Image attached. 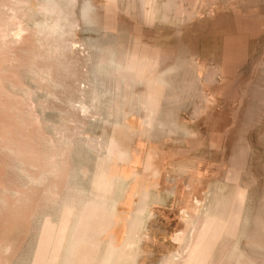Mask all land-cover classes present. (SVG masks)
<instances>
[{
  "label": "rangeland",
  "instance_id": "rangeland-1",
  "mask_svg": "<svg viewBox=\"0 0 264 264\" xmlns=\"http://www.w3.org/2000/svg\"><path fill=\"white\" fill-rule=\"evenodd\" d=\"M116 1L0 0V264H264V92L250 93L251 122L215 108L227 84L240 82L236 107L264 78V0ZM217 14L257 27L228 70L182 41L210 34ZM147 31L168 33L178 54L157 72L154 115L185 131L142 132V113L122 105L147 85L102 63ZM174 75L190 77L176 96ZM220 185L245 195L234 233L209 244Z\"/></svg>",
  "mask_w": 264,
  "mask_h": 264
},
{
  "label": "bare ground",
  "instance_id": "bare-ground-1",
  "mask_svg": "<svg viewBox=\"0 0 264 264\" xmlns=\"http://www.w3.org/2000/svg\"><path fill=\"white\" fill-rule=\"evenodd\" d=\"M115 1L116 0H114V2ZM116 3H117V1L115 2V4ZM143 13H145V12H143ZM217 17L219 19H217V21L216 20L214 21V23L212 24V26L210 28L211 31L210 32L209 31L207 32L205 30L203 31L205 34H207V33H210V34L201 35V34H194V33H186L182 38L183 43L185 44V46L192 48L196 52L197 56L202 58L203 62L207 58H209V59L211 58L214 63H215V61L221 63V65L224 68L239 65V64L243 63L246 59L245 38L250 36V35H254L255 29H257V27L256 26L252 27L251 32H249V35H247L246 34L247 30L244 33L236 31V28H235V25L233 24V21H229V18L227 16H225L223 14H217ZM132 19H134V18H132ZM148 19H151V18H148ZM153 19H156V16H153ZM224 21H226V24L222 25L224 23ZM147 22H148V20H147ZM131 50H132V52L127 54V55L121 54L115 50L110 51L108 53H104L103 54V62L100 61L102 63H108L106 65L107 66L109 65L108 67L112 68L111 75L113 77H115L117 80H119V81L124 80V82L127 85H131V84H135V83H138V84L143 83V84L147 85V90L145 91L146 92L145 94H141V96H139V97H137V96H131V97L126 96L125 101L123 103L124 105L121 104L122 107L130 105L127 107H131L132 111H137V112L142 113V115H143L142 116V125H144L143 127L146 128V130L142 129V132H144V133H147V134L152 133V134L163 136L164 133H166L167 131L168 132L169 131L170 132L183 131V130L185 131L187 128H184L182 126H178V127H175L174 125L171 126L168 124L167 121H166L167 123H165V121L159 120L160 118L158 119V116L156 117L154 115V110H156L154 101L157 100L162 93V87L160 86V84L162 82L160 81V79L163 81V78L165 77V76L163 77V74L161 73L162 77H163L162 78L159 74H157V72L160 68L166 67V65L173 63L176 60L177 55H178V54H176L177 47H176L175 43L173 42V40L171 39L170 35L168 33H158L157 31H147V32H145V34L143 35V38L141 40H138V41H135V39L133 40ZM179 50L181 51L182 49H179ZM183 50H184V48H183ZM186 50H188V48ZM180 51H178V52L180 53ZM186 52H185V54H186ZM188 52H190V50H188ZM202 60H200V61H202ZM99 64H98V66H99ZM257 67H261V70L264 72V60H263V62H258ZM234 69H236V68L234 67ZM227 70H228V68H227ZM188 71L190 73V70H188ZM188 71L186 70L185 72H183L182 76H184L185 73ZM226 71L224 70V72H226ZM169 72H172V70ZM227 72H229V71H227ZM227 72L225 73L226 75H227ZM231 73H233V72H231ZM234 73H236V71ZM106 75L108 76V74H106ZM176 76L178 77L179 74ZM176 76L173 77V80L175 79L174 81L171 80L169 82L170 84H168L169 86H167L168 91H170L169 88L171 86L172 81L177 84L181 80L183 82V80L185 78V77H182L183 79H181V80L179 79L180 81L177 80L178 82H176V79H177ZM186 76H189V74H186ZM198 76H199V74H198ZM228 76H231V74L229 73ZM231 77L233 78V75ZM235 78H233V79H235ZM188 79H190V77L187 78V81H188ZM199 79H201V78H199ZM168 80L169 79H167V81ZM113 81H114V79H113ZM184 81L187 82L186 78ZM229 81H231V80L229 79ZM190 82H192V81H190ZM116 83H118V82H116ZM175 83L173 84L174 86H175ZM239 83L240 82L237 79L236 84H233V82L231 84H227V86L224 88V90H227L228 94L221 96L220 101L219 100H218L219 102L217 101L218 103L216 104V107L214 106L218 111H229V112H231V114H232L231 116H234L233 123L235 126L237 125V122L235 121V119L237 117L243 115V114L249 116L250 122L252 121L251 119H253L252 118V115L254 113L253 108H257V107H251L248 104V102L251 100V97H252V95H250V93L255 91L258 94V96H261L262 93L264 92V78H262L259 82L251 81V87H249L245 91L250 96L247 98V100L239 102V106L235 107ZM187 84H188V82H187ZM98 87H100V86H98ZM173 87H172V89H173ZM176 87H178V84L175 86V88H174L175 90H176ZM95 89L94 90L91 89V90L93 92H96ZM110 89L112 90V85H111ZM131 89H132V87H131ZM172 89H171V91H172ZM114 90H116V87L114 88ZM133 90H134V88H133ZM184 90L186 92H187V90L189 91V89H187V90L184 89ZM168 91H167V93H168ZM174 91H172L173 92L172 96L174 95V93H175L174 96L177 95V90H176V92H174ZM178 91H179V89H178ZM107 92H109V90ZM100 95H101L100 97L104 96L102 94H100ZM169 95H171V93ZM172 96H170V97H172ZM100 97H99V100L101 99ZM121 98H122V96H121ZM162 98H164V96ZM165 98L169 99V96L168 97L165 96ZM205 99H203V100H205ZM170 100L173 101V99H170ZM170 100H169V102H170ZM95 101H96V99L94 100V102ZM147 101H148V103H147ZM118 102L119 101H117V103ZM161 102H163V100ZM173 102H175V100ZM121 105H119V103H118L119 107ZM167 107H168V105H167ZM129 110H130V108H129ZM197 110H199V109H197ZM131 114L132 113H130V115ZM241 118H243V117H241ZM249 119L247 121H249ZM254 121H255V119H254ZM243 123H245V122H243ZM255 123H257V122H254V124ZM239 131H240V129L238 130V132ZM142 132L140 134H142ZM144 133H143V135H144ZM156 137H154V138H156ZM228 184H230V183L228 182ZM234 186H235V184H234ZM239 187H241V186H239ZM215 190L216 191L218 190V192L216 193V195L214 197V207L216 208V212L213 213V215H208L206 217V219L204 220L203 229L201 231V238H206V240L209 244L212 242L214 243V241H216V240H219L221 234H223V233H226L229 235L234 233V229H235L234 227H235V225L239 219V209L242 205L244 195H245L243 189L238 188V185H237L236 189L225 186V185H220L219 187H215ZM95 211H96V209H95ZM241 216H243V215H241ZM80 218H82V217H79L78 220L81 223L82 219H80ZM240 220H242V219L240 218ZM206 249H207L206 245L201 247L200 250L198 249L199 256L197 258L200 259V256H203L202 253H205Z\"/></svg>",
  "mask_w": 264,
  "mask_h": 264
}]
</instances>
